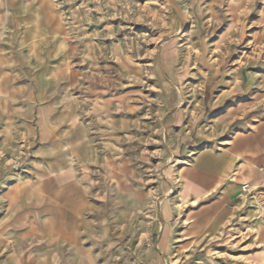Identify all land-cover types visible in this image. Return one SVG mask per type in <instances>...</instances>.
<instances>
[{
  "label": "crops",
  "instance_id": "1",
  "mask_svg": "<svg viewBox=\"0 0 264 264\" xmlns=\"http://www.w3.org/2000/svg\"><path fill=\"white\" fill-rule=\"evenodd\" d=\"M35 1L0 0V73L10 77L13 88L10 103L0 95V264H104L106 252L118 246L111 238L106 213L100 211L107 193H128L148 201L153 192H138L132 167L110 158L120 138L116 131L121 121L108 116L92 118L88 110L94 102L71 94L59 100L57 68L49 69L47 81L54 87L45 90L36 71L44 56L41 44L52 38V26L46 19L44 32L30 35L31 26L25 34L27 11H41ZM262 1L261 19L254 25L258 30L251 36V26H244L240 18L249 11L250 0L227 1L233 36L225 55H264ZM85 55H89L86 47ZM163 55H175L173 48L165 47ZM65 57L61 75L68 92L76 74ZM256 72L238 67V62L225 70L219 89L228 88L211 102L209 109L214 112L203 126L199 118L185 129L182 114L171 121L173 152L183 162L168 167L159 186L164 201L157 248L162 255L183 252L187 257L203 252L248 234L249 226L264 242V200L241 191L243 185L258 186L264 170V67ZM251 74L261 77L257 85L245 83L244 77ZM117 102L105 100L96 111L106 112ZM26 141L35 146L29 167L33 182L23 181L20 174H8L10 149H16L17 156L25 154ZM186 182L187 190L182 193ZM171 196L184 209L178 211L180 218L183 215L179 227L172 224L176 217L169 209ZM166 228L169 236L163 249ZM153 235L142 234L146 241ZM155 264L165 263L158 257Z\"/></svg>",
  "mask_w": 264,
  "mask_h": 264
},
{
  "label": "rangeland",
  "instance_id": "2",
  "mask_svg": "<svg viewBox=\"0 0 264 264\" xmlns=\"http://www.w3.org/2000/svg\"><path fill=\"white\" fill-rule=\"evenodd\" d=\"M29 1L33 0H25ZM227 1L36 0L32 3L41 11H27V36L31 26L30 35L44 32L46 19L52 26V38L41 44L44 56L41 69L36 71L45 90L54 87L47 81L49 69L57 68L59 100L64 101L71 94L94 102L88 110L92 118L108 116L121 121L116 131L120 138L116 148H111L110 158L132 167V181L138 192H153L148 201L128 193H107L100 211L106 213L111 238L118 246L115 251L106 252L104 264H155L158 257L165 264H264V242L250 226L248 234L239 239L221 241L212 249L210 246L187 257L183 252L167 257L157 248L164 201L159 186L164 181V171L183 162L173 152L171 121L182 114L185 129L199 118L203 126L214 112L209 109L211 102L226 93L228 86L222 90L219 86L227 68L238 62V67L257 73L258 68L264 67V55H225L233 36L229 33L233 17ZM262 6V0H250L249 11L243 15L240 12L244 26H251L250 36L258 30L254 25L261 19ZM167 46L173 48L175 55H163ZM85 47L89 55H85ZM66 52L73 55H64ZM65 56L76 74L68 92L61 75ZM244 78L253 86L261 77L251 74ZM9 80L7 74L0 73V95L10 103L13 88ZM105 100L118 102L106 112L97 113V105ZM193 144L186 143L182 150ZM25 147V154L18 156L16 149H10L8 174H20L23 181L33 182L29 167L35 146L26 141ZM116 179L126 185L118 173ZM187 184L182 186V193ZM169 201L172 216L176 217L172 224L179 227L183 215L180 218L178 211L184 209L174 197ZM146 232L154 234L151 240L143 238ZM164 233L161 247L166 249L168 228Z\"/></svg>",
  "mask_w": 264,
  "mask_h": 264
},
{
  "label": "built area",
  "instance_id": "3",
  "mask_svg": "<svg viewBox=\"0 0 264 264\" xmlns=\"http://www.w3.org/2000/svg\"><path fill=\"white\" fill-rule=\"evenodd\" d=\"M262 178L261 182L256 187H251L250 185H243L241 191L243 194L255 196L256 198L264 199V170L261 172Z\"/></svg>",
  "mask_w": 264,
  "mask_h": 264
},
{
  "label": "water",
  "instance_id": "4",
  "mask_svg": "<svg viewBox=\"0 0 264 264\" xmlns=\"http://www.w3.org/2000/svg\"><path fill=\"white\" fill-rule=\"evenodd\" d=\"M263 200H264L263 198H260V199H259V201H261V202H263Z\"/></svg>",
  "mask_w": 264,
  "mask_h": 264
},
{
  "label": "bare ground",
  "instance_id": "5",
  "mask_svg": "<svg viewBox=\"0 0 264 264\" xmlns=\"http://www.w3.org/2000/svg\"><path fill=\"white\" fill-rule=\"evenodd\" d=\"M252 187V186H251Z\"/></svg>",
  "mask_w": 264,
  "mask_h": 264
}]
</instances>
